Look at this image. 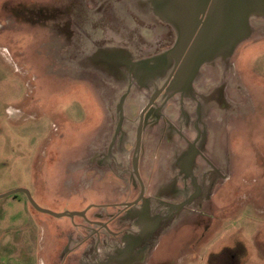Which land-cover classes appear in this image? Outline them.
<instances>
[{
  "label": "flooded vegetation",
  "instance_id": "af4514ba",
  "mask_svg": "<svg viewBox=\"0 0 264 264\" xmlns=\"http://www.w3.org/2000/svg\"><path fill=\"white\" fill-rule=\"evenodd\" d=\"M131 1L137 14L124 0H65L63 7L27 12L48 24L52 58L67 65L66 74L89 75L102 100L103 123L77 164L92 180L110 178L114 188L108 202L72 211L65 228L53 224L65 232L57 264H154L166 229L180 226L184 215L204 216L216 189L229 180L233 165L224 150L232 156V130L254 112L243 81V71L254 69L231 62L241 43L229 58L190 65L203 25L192 37L194 0ZM156 3L163 16L153 11ZM182 37L169 58L154 60L175 50ZM215 88L222 95L216 97Z\"/></svg>",
  "mask_w": 264,
  "mask_h": 264
},
{
  "label": "rangeland",
  "instance_id": "374dc122",
  "mask_svg": "<svg viewBox=\"0 0 264 264\" xmlns=\"http://www.w3.org/2000/svg\"><path fill=\"white\" fill-rule=\"evenodd\" d=\"M124 1L137 14V2ZM64 4L0 0V195L23 188L39 207L55 213L114 196L110 178L92 180L77 164L103 123L102 100L89 75L64 72L67 65L53 59L45 44L52 33L48 24L27 13ZM121 6L118 18L124 16ZM239 47L231 62L254 69L243 71V81L255 108L232 130V156L224 150L233 170L204 216L184 215L180 226L166 229L154 264H264V22L253 20L251 37ZM218 91L216 97L222 95ZM28 199L23 192L0 197V264H57L62 229L73 221L39 212ZM54 223L62 227L59 232Z\"/></svg>",
  "mask_w": 264,
  "mask_h": 264
},
{
  "label": "water",
  "instance_id": "95a60500",
  "mask_svg": "<svg viewBox=\"0 0 264 264\" xmlns=\"http://www.w3.org/2000/svg\"><path fill=\"white\" fill-rule=\"evenodd\" d=\"M155 14L163 16V8L159 3L153 4ZM201 15L205 20H201ZM264 19V0H194L192 37L197 27L203 23L199 37L191 49L190 65L196 68L202 63H210L216 58L231 57L239 43L245 42L252 35V19ZM182 37L177 43L176 49L156 56L154 60L169 58L168 54L175 52L177 47H182ZM23 192L28 196L29 202L39 211L55 215V217L75 216L76 213L66 211L55 213L43 209L34 201L30 192L23 188L15 189L9 193L0 195L10 196Z\"/></svg>",
  "mask_w": 264,
  "mask_h": 264
},
{
  "label": "bare ground",
  "instance_id": "6f19581e",
  "mask_svg": "<svg viewBox=\"0 0 264 264\" xmlns=\"http://www.w3.org/2000/svg\"><path fill=\"white\" fill-rule=\"evenodd\" d=\"M111 260H113V259H111Z\"/></svg>",
  "mask_w": 264,
  "mask_h": 264
}]
</instances>
